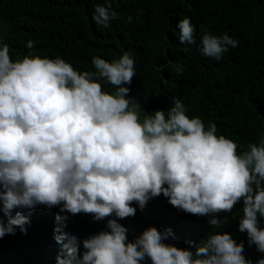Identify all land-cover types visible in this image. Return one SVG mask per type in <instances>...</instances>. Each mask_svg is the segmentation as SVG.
<instances>
[{"label": "clouds", "instance_id": "1", "mask_svg": "<svg viewBox=\"0 0 264 264\" xmlns=\"http://www.w3.org/2000/svg\"><path fill=\"white\" fill-rule=\"evenodd\" d=\"M118 18L109 0L95 4L92 19L107 27ZM129 21L132 17H127ZM181 43H195L189 17L177 22ZM28 54L13 60L0 40V237L26 231L36 205L89 213L105 227L84 237L53 228L59 244L54 264H264L244 255L243 242L215 215L242 200L238 228L264 253V134L237 151L236 142L209 121L187 115L180 98L147 111L128 95L135 75L129 51L110 61L93 56V70H77L60 56ZM238 40L227 32L200 35L201 55L221 59ZM114 86L105 90L102 82ZM146 114L141 117L140 113ZM163 194L212 225L191 247L170 242L169 228L148 225L132 239L119 221ZM135 204V206H134Z\"/></svg>", "mask_w": 264, "mask_h": 264}, {"label": "trees", "instance_id": "2", "mask_svg": "<svg viewBox=\"0 0 264 264\" xmlns=\"http://www.w3.org/2000/svg\"><path fill=\"white\" fill-rule=\"evenodd\" d=\"M97 3L104 0H0V40L13 60L28 54L26 41L31 39L35 54L60 56L77 70H93V56L110 61L129 51L135 75L126 85L128 95L140 101L142 109H167L174 97L180 98L189 117L199 116L205 127L214 122L218 134L236 142L238 152L264 134V0H109L118 18L107 27L92 19ZM184 16L195 27V43L178 39L176 25ZM206 31L227 32L238 44L219 60L201 55L200 35ZM102 86L114 90L107 81ZM242 203L215 215L255 262L264 253L238 228ZM22 214L29 217L26 231L14 226V233L0 237V264H54L59 251L53 239L57 214L67 217L63 230L78 238L106 223V218L93 220L89 213H61L59 205H36ZM208 219L171 205L159 194L119 222L130 227L129 239L154 225L171 229L170 242L176 246L191 247L189 241L198 242L211 230ZM258 219L264 226V218Z\"/></svg>", "mask_w": 264, "mask_h": 264}]
</instances>
